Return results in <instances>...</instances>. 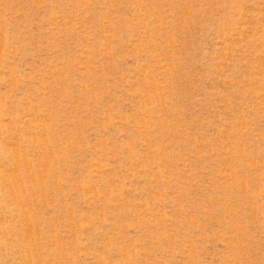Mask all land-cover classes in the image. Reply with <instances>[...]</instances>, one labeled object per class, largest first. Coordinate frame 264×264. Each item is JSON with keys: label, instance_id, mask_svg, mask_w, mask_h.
I'll use <instances>...</instances> for the list:
<instances>
[{"label": "rangeland", "instance_id": "374dc122", "mask_svg": "<svg viewBox=\"0 0 264 264\" xmlns=\"http://www.w3.org/2000/svg\"><path fill=\"white\" fill-rule=\"evenodd\" d=\"M0 264H264V0H0Z\"/></svg>", "mask_w": 264, "mask_h": 264}]
</instances>
